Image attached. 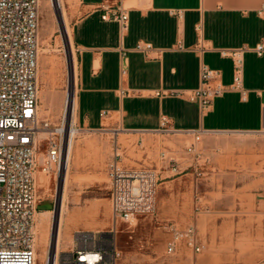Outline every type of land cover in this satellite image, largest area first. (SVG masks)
Masks as SVG:
<instances>
[{
    "label": "crops",
    "instance_id": "1",
    "mask_svg": "<svg viewBox=\"0 0 264 264\" xmlns=\"http://www.w3.org/2000/svg\"><path fill=\"white\" fill-rule=\"evenodd\" d=\"M105 1L67 0L78 64L76 125L89 134L74 149L73 183L82 188L103 184L108 190L107 199L90 203L103 205L108 220L102 229L92 224L89 230L113 226L108 167L114 141L125 154L124 166L138 169L141 161L164 155L167 144L172 149L190 137L197 144L205 138L212 149L203 154V170L214 165L240 173L234 175L249 181L247 188L264 185V55L253 51L264 44V17L257 12L264 0H127L126 31L102 19ZM139 43H150L153 50L138 52ZM242 47L247 51L238 91L230 88L234 62L220 52ZM203 66L218 71L213 83L226 87L206 110L193 99ZM163 119L172 133L163 132ZM253 208L248 203L247 210ZM225 224L217 227L235 230L214 232L211 264L232 259L264 264V220Z\"/></svg>",
    "mask_w": 264,
    "mask_h": 264
},
{
    "label": "built area",
    "instance_id": "2",
    "mask_svg": "<svg viewBox=\"0 0 264 264\" xmlns=\"http://www.w3.org/2000/svg\"><path fill=\"white\" fill-rule=\"evenodd\" d=\"M114 1L111 4L106 0L100 6L102 19L116 21L126 31L131 7L126 5L127 0ZM39 8L40 0H0V264H36L37 174L61 178L65 169V139L70 130L68 107L58 124L40 115ZM257 12L264 17V6ZM152 50L150 43H139L136 47L142 53ZM246 51L242 47L220 52L234 62L235 76L230 86L233 90L242 91ZM253 51L263 56L264 44H258ZM218 77V71L202 67L201 86L193 99L204 110L226 92L225 86L213 83ZM261 98L264 110V92ZM166 124L163 119V132L172 133ZM187 153L196 158V171L203 169L206 160L198 158L196 141ZM170 162L176 161L171 158ZM108 174L113 226L106 231H74L72 248L61 253L59 264H118L119 225L134 227L143 217L157 213V172L125 167L123 152L116 141ZM195 211H201L198 202ZM171 231L174 240L169 244L170 252L176 250L178 240L183 238L195 253L204 250L205 246L197 240L195 225L184 233L172 225Z\"/></svg>",
    "mask_w": 264,
    "mask_h": 264
},
{
    "label": "rangeland",
    "instance_id": "3",
    "mask_svg": "<svg viewBox=\"0 0 264 264\" xmlns=\"http://www.w3.org/2000/svg\"><path fill=\"white\" fill-rule=\"evenodd\" d=\"M50 1L40 0L39 8L40 89L42 87L41 76H45L47 82L43 95L44 100L40 99V102L49 112L45 114L41 111V117L49 119L53 124H58L66 107L67 93L74 94L77 83H74V79L73 82L71 80L70 48L63 35L59 15ZM64 3L69 25L72 28L73 17L70 7L67 0H64ZM74 51L76 53L75 47ZM87 137L89 134L81 131L76 137V144ZM194 138V136L190 137L182 146L179 143L170 145L169 148L172 149H168L167 144L162 151L165 156L159 155L156 161H141L139 163L140 168L157 172V213L154 216L143 217L134 227L126 223L119 225L116 241L121 256L118 264H211L210 242L214 232L235 230L228 229L226 226L218 228V225H227L225 223L228 221L233 223L252 218L264 220V185L260 182L259 186L255 188H247L246 185L249 181L234 175L240 173L219 170L214 165L211 169L196 171L194 166L196 158L187 153V149L194 143ZM204 139L201 138L197 144L198 158H202L204 153L206 154L212 149L210 146L207 147ZM162 156L165 162L161 159ZM171 158L176 162H170ZM174 166L178 167V172L172 171ZM71 179L73 181L72 169ZM69 185L66 191L68 214L65 215L66 230L64 233L73 234L76 230H89L92 229L89 228L92 224L96 225V229H102L99 226L108 220L106 209L103 205L93 207L90 203L95 199H107L108 190L106 187L103 184H98L92 188H82L72 182ZM36 187L38 200L35 228L39 214L47 213L48 234L53 237L54 223H56L58 212L61 209L62 178L38 173ZM247 195L251 198L250 200ZM196 202L201 205V211H195ZM57 203L58 212L55 214L54 208ZM248 203H252L254 210H247ZM38 225L40 224L38 223ZM172 225L183 233L195 225L197 240L205 246L204 250L201 253H195L183 238L178 240L176 250L170 252L169 244L174 240V234L171 231ZM52 237H50L51 241ZM71 248L72 241L65 240L59 253V262L61 253ZM224 248L227 252V242L224 244ZM49 251L52 253L54 250L49 246ZM42 253L43 245L39 244L38 253L36 252L38 264H44V260L40 257ZM223 264L247 263L232 259L226 260Z\"/></svg>",
    "mask_w": 264,
    "mask_h": 264
},
{
    "label": "bare ground",
    "instance_id": "4",
    "mask_svg": "<svg viewBox=\"0 0 264 264\" xmlns=\"http://www.w3.org/2000/svg\"><path fill=\"white\" fill-rule=\"evenodd\" d=\"M51 1L53 3L54 8L56 9V11L59 15L58 17L60 18V22L62 24L63 35L66 38V40L68 41V47L70 48V65L72 67V74H71L72 79L71 78L70 79L72 80V82L74 79V83L76 84L77 83V71H78V69H77V65H78L77 64V56H76V53L74 51L75 45H74V40H73V35H72V29L69 25L68 13H67V10L64 6L65 3H64V0H51ZM44 2H46V1H44ZM46 7H44V8H46ZM48 8H50V7H48ZM44 77L45 76H41V78H40L42 87L39 91V97L41 100H44L43 95L45 93V86L47 84ZM45 100H46V98H45ZM66 105L68 107L67 113H68V117H69L70 130L69 131L67 130L69 133V137H68V145L66 148V155H65V159H64L65 169L61 175L62 187H63L61 209L58 212V218L56 220V223H54L55 227H54L53 237L48 234L49 224L47 221V218H48L47 213L39 214L38 223L40 225H38V223H37V226L35 228V233H36L35 250L38 253L39 244L43 245V253L41 254L40 257L42 260H44V264H59V253L61 251V247H62L63 242L65 240L68 242L72 241V234L71 233H67V234L64 233L66 230L65 225H64L65 215L68 214V210H67V206H66V198H67L66 191H67V188H69L68 185L70 184V182L73 183V181L71 179V169H72V162H73L72 156H73L74 148L76 145V137L81 133L82 130H80L78 127L75 126L76 125V115H75L76 99H75L74 94L71 92L67 93ZM41 111L45 114L49 113L48 110H46L40 102V115H41ZM69 186H71V185H69ZM50 237H52V241H51ZM49 246H50V248H52L54 250L52 253L49 251ZM37 259H38V257L36 256V260ZM36 264H38V261H36Z\"/></svg>",
    "mask_w": 264,
    "mask_h": 264
},
{
    "label": "water",
    "instance_id": "5",
    "mask_svg": "<svg viewBox=\"0 0 264 264\" xmlns=\"http://www.w3.org/2000/svg\"><path fill=\"white\" fill-rule=\"evenodd\" d=\"M67 145H68V137H66V139H65V146L67 147ZM58 203H59V201H58ZM58 203H57V205L54 208L55 214H57V212H58Z\"/></svg>",
    "mask_w": 264,
    "mask_h": 264
}]
</instances>
